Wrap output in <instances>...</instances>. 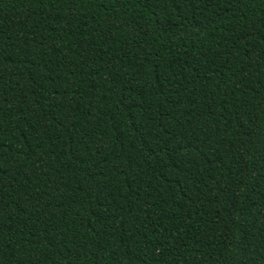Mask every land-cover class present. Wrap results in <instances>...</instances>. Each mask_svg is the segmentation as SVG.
<instances>
[{"label": "trees", "instance_id": "16d2710c", "mask_svg": "<svg viewBox=\"0 0 264 264\" xmlns=\"http://www.w3.org/2000/svg\"><path fill=\"white\" fill-rule=\"evenodd\" d=\"M0 264H264V0H0Z\"/></svg>", "mask_w": 264, "mask_h": 264}]
</instances>
